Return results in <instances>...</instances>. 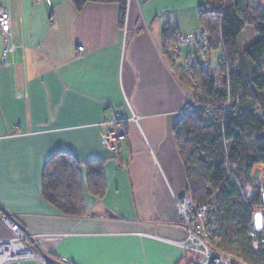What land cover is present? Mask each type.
<instances>
[{"label":"crops","instance_id":"obj_1","mask_svg":"<svg viewBox=\"0 0 264 264\" xmlns=\"http://www.w3.org/2000/svg\"><path fill=\"white\" fill-rule=\"evenodd\" d=\"M202 3L128 0L120 27L116 4L0 0L11 16L9 33L0 31V204L45 253L67 264H188L173 130L192 92L163 56L161 33L166 23L197 33ZM114 114L128 118L117 157L101 141ZM58 152L106 159L105 196L86 194L82 217L43 199V168ZM2 216L0 241L12 238Z\"/></svg>","mask_w":264,"mask_h":264},{"label":"trees","instance_id":"obj_2","mask_svg":"<svg viewBox=\"0 0 264 264\" xmlns=\"http://www.w3.org/2000/svg\"><path fill=\"white\" fill-rule=\"evenodd\" d=\"M71 3L78 11L88 3L116 4L119 25H125L128 0ZM198 23L210 34L206 57L222 51L214 70L201 68L202 52L196 46L193 65L186 72L173 50L178 34L169 23L161 33L163 56L192 92L191 103L173 130L185 169L186 193L195 206L212 209L218 225L212 240L222 251L244 264H264V246L255 253L250 235L257 200L245 196L234 182L236 178L252 183L255 167H264V8L253 7L248 0H203ZM247 26L260 37L241 53L238 37ZM105 161L81 163L72 154L56 153L43 168V199L64 216H84L86 194L105 196Z\"/></svg>","mask_w":264,"mask_h":264},{"label":"built area","instance_id":"obj_3","mask_svg":"<svg viewBox=\"0 0 264 264\" xmlns=\"http://www.w3.org/2000/svg\"><path fill=\"white\" fill-rule=\"evenodd\" d=\"M10 28L11 16L6 9L0 8V31L7 34ZM191 44H196L200 48L203 58H206V51L210 44V34L206 30L200 29L197 33L190 35H177V43L173 50L179 55V64L185 68L186 72L192 67L193 60L184 55L182 50ZM12 50L13 47L5 46L3 55L5 64L6 56ZM79 51L81 52L82 48ZM209 67V62L201 64L204 71H207ZM127 122L128 118L126 116L114 114L112 127L102 134L103 147L114 157L118 155L119 144L126 139ZM234 182L245 196L255 198L258 203L253 208L250 227V235L253 240L252 249L256 253L264 246V170L259 182L247 183L244 179L236 178ZM176 204L179 221L186 233L182 247L188 255V264H244L239 258L232 257L222 251L212 240L218 225L210 206H195L187 193L177 198ZM1 220L11 231L12 238L0 241V264H47L36 252L31 237L26 235L19 223L4 216L1 217Z\"/></svg>","mask_w":264,"mask_h":264},{"label":"rangeland","instance_id":"obj_4","mask_svg":"<svg viewBox=\"0 0 264 264\" xmlns=\"http://www.w3.org/2000/svg\"><path fill=\"white\" fill-rule=\"evenodd\" d=\"M249 1L251 3H254L255 7L261 4L264 5L263 0L262 1L261 0H249ZM259 37L260 36L254 31L253 27L251 26L245 27L243 32L238 37L239 51L242 53L249 45L254 43ZM197 51H198V48L194 44H191L190 46L188 45L184 47L182 50L183 54L186 56H187L186 53L192 52L194 54ZM221 56H222V51L217 50V51H212L208 53V56L206 58H203V56L199 54L198 59L202 62H210V68L214 70ZM206 121H210V119L207 117ZM263 170H264L263 165L256 166L251 175V180L254 182H259L260 179L262 178ZM26 264H36V263H26ZM182 264H186V263H182Z\"/></svg>","mask_w":264,"mask_h":264},{"label":"water","instance_id":"obj_5","mask_svg":"<svg viewBox=\"0 0 264 264\" xmlns=\"http://www.w3.org/2000/svg\"><path fill=\"white\" fill-rule=\"evenodd\" d=\"M0 213L6 217V218H9L10 220L14 221V218L12 217V215L10 214V212L5 209L1 204H0ZM23 231L26 233V235H28L29 237H31L33 243H34V247H35V250L36 252L46 261L47 264H67L65 263L64 261H60L52 256H50L49 254L45 253L41 248L40 246L38 245V243L35 241V239L30 235V233L25 229L23 228Z\"/></svg>","mask_w":264,"mask_h":264}]
</instances>
